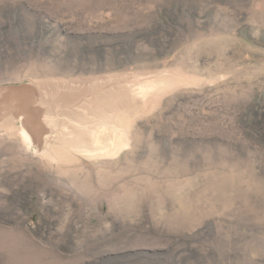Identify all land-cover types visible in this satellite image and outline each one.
Listing matches in <instances>:
<instances>
[{
    "label": "rangeland",
    "instance_id": "obj_1",
    "mask_svg": "<svg viewBox=\"0 0 264 264\" xmlns=\"http://www.w3.org/2000/svg\"><path fill=\"white\" fill-rule=\"evenodd\" d=\"M33 84L102 127L83 154L0 110V264H264V0H0V88Z\"/></svg>",
    "mask_w": 264,
    "mask_h": 264
},
{
    "label": "bare ground",
    "instance_id": "obj_2",
    "mask_svg": "<svg viewBox=\"0 0 264 264\" xmlns=\"http://www.w3.org/2000/svg\"><path fill=\"white\" fill-rule=\"evenodd\" d=\"M38 88L40 87L34 84L23 86L20 88H0V110H2L3 108H7L6 110L8 115V117H3L4 120H6L5 125L13 130H21L22 137L30 145H36V143H39L40 140L45 139L46 136H49L51 133H53L54 129L59 131L56 138L61 142H66L71 150L81 152L83 154L93 153L94 151L89 144L90 138L95 136L97 129L102 127V125H95L94 118H96L97 116L96 103L92 101L89 102L90 106L83 109L84 113H81L82 111L78 113L65 112L63 113L64 118H61V116L56 113L54 105L53 108L50 105L51 122H49V125L48 122H44V119L47 118L46 115H36L38 110L35 104V100H38ZM153 88L154 86L152 85V83H150L149 85H145L143 88L137 90L136 92L139 96L145 95L147 97V95L150 94ZM44 89L42 88L40 90L41 94H43L42 90ZM127 90L129 91V89ZM111 94L112 96L109 97V95H107L104 98V101L100 102V105H103V103L105 102L103 106H105L108 111H114L115 113L117 112L116 120L126 119V91L121 89L119 90V92H111ZM43 95L44 101L49 100V94L47 93V91ZM53 97L57 98V94H54ZM56 101L57 104L60 103V101L63 102L58 104V107H60L61 105L69 106L70 104L74 103L75 98L72 95L65 96L62 92L59 99H57ZM39 108L42 110L39 113L45 112L44 107L39 106ZM99 109L98 112L101 113ZM59 116L61 119L59 118ZM110 117V114H106L105 116H103V118L106 119H109ZM114 118H116V116ZM37 123H42L43 126L40 127L37 125ZM56 149L59 154L64 152L63 147L62 149Z\"/></svg>",
    "mask_w": 264,
    "mask_h": 264
}]
</instances>
